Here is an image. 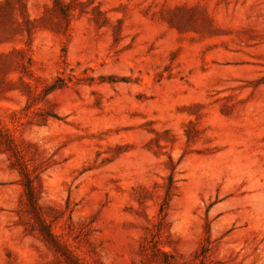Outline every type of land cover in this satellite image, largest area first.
Instances as JSON below:
<instances>
[{"label":"rangeland","instance_id":"obj_1","mask_svg":"<svg viewBox=\"0 0 264 264\" xmlns=\"http://www.w3.org/2000/svg\"><path fill=\"white\" fill-rule=\"evenodd\" d=\"M0 264H264V0H0Z\"/></svg>","mask_w":264,"mask_h":264}]
</instances>
